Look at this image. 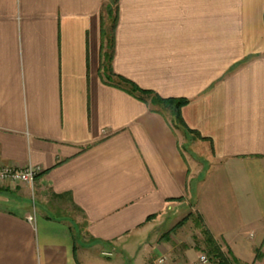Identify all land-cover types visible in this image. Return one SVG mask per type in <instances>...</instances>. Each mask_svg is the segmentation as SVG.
Returning <instances> with one entry per match:
<instances>
[{"label":"crops","instance_id":"obj_1","mask_svg":"<svg viewBox=\"0 0 264 264\" xmlns=\"http://www.w3.org/2000/svg\"><path fill=\"white\" fill-rule=\"evenodd\" d=\"M109 1L0 0V165L42 168L0 190V264H197L188 222L264 264V0H119L114 72L187 98L195 139L103 78Z\"/></svg>","mask_w":264,"mask_h":264},{"label":"trees","instance_id":"obj_2","mask_svg":"<svg viewBox=\"0 0 264 264\" xmlns=\"http://www.w3.org/2000/svg\"><path fill=\"white\" fill-rule=\"evenodd\" d=\"M111 5H115V14L113 15V12L111 10ZM106 8L109 10V26L103 28V34L105 37V51L103 52V78L105 81L109 84L114 83L117 84L129 91L132 94L140 95L142 99H151V102L154 105L157 106H164L168 108L173 115V122L172 124L175 127H180L185 130L187 135H189L192 138H201V135L192 130L187 126L185 123L181 110L183 106H185L189 100L187 98H162L155 92L151 90H145L140 88L135 82L129 80L128 78H125L124 76H121L119 74H116L112 67V60L114 56V50H115V31L118 23L119 18V0H110L108 4L106 5ZM105 24V22H104ZM103 24V25H104ZM188 220V216L184 217L177 226L183 225ZM203 233L205 235V240L210 245V252L215 260H217L218 264H241L238 260L233 258L231 260L227 254H225L222 251L221 246L217 243V241L213 238L212 234L206 229L203 230ZM234 261V262H233Z\"/></svg>","mask_w":264,"mask_h":264},{"label":"rangeland","instance_id":"obj_3","mask_svg":"<svg viewBox=\"0 0 264 264\" xmlns=\"http://www.w3.org/2000/svg\"><path fill=\"white\" fill-rule=\"evenodd\" d=\"M111 10L113 12V15L115 14V8L116 6L115 5H111ZM104 11H105V18L108 19V22L109 21V10L108 8H104ZM106 22V21H105ZM21 185H27L25 183H19V182H13V181H0V190L1 191H14V192H18L20 194H22L23 196H26V192H25V189H22ZM29 203H30V206L32 208H34V206H36L37 208L40 207L39 206V202L37 201H34L33 199H31V197L29 198ZM0 207H4V208H10V206H7V205H3V204H0ZM189 212V209L185 210L184 212H174V214L172 215V223L173 224H176L179 220H181L183 218V216L185 214H188ZM71 215L73 217H75L77 219V221L79 222V235H80V238H81V241L84 245H90L91 242L85 232V229H84V225H83V222L80 221V214L79 212H76L74 210L71 209ZM199 223V222H198ZM171 224V222L169 223ZM196 225V224H195ZM195 225L193 226L192 222H188L186 225H184V233H185V236L184 237H190V236H194V243L195 245L197 246V249H198V253L201 255V254H205L208 256V258L210 259V261L214 264L218 263L217 260H215L211 254V252L209 251L210 250V245L208 244V242L204 241V233L203 235H192V234H195V231H196V227ZM169 226V225H168ZM186 226V227H185ZM177 228L173 229V232H176ZM162 231H164L165 233L166 232H169V227H167L166 229H163ZM172 231V229H171ZM201 232V231H200ZM201 233V234H202ZM142 247V246H141ZM178 247V246H177ZM181 247H187V245L185 244H182L180 245L179 248ZM144 248H146V245L144 246ZM178 248H176V251L178 252ZM174 253V252H173ZM135 255L136 253H129L127 252L126 255H125V258L128 260L129 264H136V262L134 261V258H135ZM174 256L173 258L176 257V254L174 253ZM231 260H233V257L230 256V255H227ZM103 258L104 261H108L107 258L105 257H101ZM121 256L119 257V255H116L114 257V263L113 264H117L118 260H120ZM149 262H151V260H148L145 262V264H148ZM234 262V261H233ZM111 264V263H110ZM234 264H237V263H234Z\"/></svg>","mask_w":264,"mask_h":264},{"label":"built area","instance_id":"obj_4","mask_svg":"<svg viewBox=\"0 0 264 264\" xmlns=\"http://www.w3.org/2000/svg\"><path fill=\"white\" fill-rule=\"evenodd\" d=\"M42 168L40 166L29 165L24 169H19L11 166L0 165V181H13L19 183H25L33 186L37 177L41 173ZM30 221H34V215L29 216ZM148 264H187L182 261H171L166 256L162 255ZM197 264H211L207 255L201 254L198 258Z\"/></svg>","mask_w":264,"mask_h":264}]
</instances>
